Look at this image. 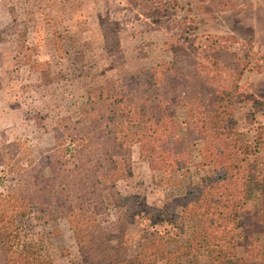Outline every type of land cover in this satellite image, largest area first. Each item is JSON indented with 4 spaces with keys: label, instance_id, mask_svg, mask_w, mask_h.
I'll return each instance as SVG.
<instances>
[{
    "label": "trees",
    "instance_id": "obj_1",
    "mask_svg": "<svg viewBox=\"0 0 264 264\" xmlns=\"http://www.w3.org/2000/svg\"><path fill=\"white\" fill-rule=\"evenodd\" d=\"M133 3L160 14L176 0ZM236 43L234 36H207L191 48L172 37L164 42L169 60L90 90L77 117L61 121L63 136L47 157V181L33 173V159L24 150L4 156L2 149L1 157H18L7 164L9 172L0 174L5 264H55L25 230L24 221L34 210L50 222H66L77 245L78 264H147L149 244L132 253L122 236L111 244L102 227L98 206L118 202L125 208L123 231L141 214L162 224L168 211L174 229H189L187 242L176 239L175 247L166 251V264H264L246 215L251 190L261 186L264 176V165L256 160L261 143L235 135V110L248 94L245 74L263 68L264 53L253 51L259 62L253 66L232 51ZM58 50L62 52L59 43ZM228 53L230 69L208 75ZM40 74L48 84V71ZM135 146L152 171L165 172L175 165L183 173L194 163L195 175L177 180L180 190L160 215L152 216L151 207L134 195L117 198L111 192L132 164ZM9 147L13 144L4 148ZM155 241L150 239V244Z\"/></svg>",
    "mask_w": 264,
    "mask_h": 264
},
{
    "label": "rangeland",
    "instance_id": "obj_2",
    "mask_svg": "<svg viewBox=\"0 0 264 264\" xmlns=\"http://www.w3.org/2000/svg\"><path fill=\"white\" fill-rule=\"evenodd\" d=\"M207 36L236 37L239 43L232 51L256 65L254 53H264V0H176L160 14L148 12L133 0H0V152L3 149L6 156L24 150L33 159V173L49 180L47 157L63 136L61 121L77 117L90 90L169 60L164 42L172 37L192 48ZM230 57L225 55L208 75L227 72ZM262 69L245 74L248 94L235 110V135L261 143L259 165H264ZM41 70L48 71V84L42 81ZM8 144L13 147L4 148ZM186 149L193 150L192 146ZM17 159V155L0 154V174L9 172L7 164ZM125 170L112 194L138 197V202L151 207L152 216L160 215L180 190L178 179L195 175L194 163L183 173L175 165L165 172L152 171L137 146ZM98 207L111 244L123 237L132 253L145 243L151 246L147 264H166V251L175 247L176 239L185 243L189 238V229H174L169 211L162 224L141 214L126 232L120 229L126 223L121 203ZM246 215L264 252V176L261 186L251 190ZM24 223L55 264H78L77 245L66 222H50L34 210ZM159 232L167 235L159 236ZM241 235L238 231V254L242 253ZM150 239L156 241L150 244ZM4 259L0 245V264H5Z\"/></svg>",
    "mask_w": 264,
    "mask_h": 264
}]
</instances>
